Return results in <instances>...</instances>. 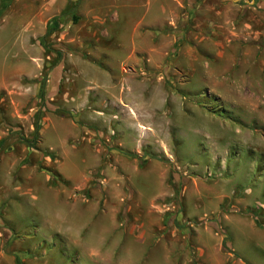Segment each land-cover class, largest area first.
Wrapping results in <instances>:
<instances>
[{
  "label": "rangeland",
  "instance_id": "374dc122",
  "mask_svg": "<svg viewBox=\"0 0 264 264\" xmlns=\"http://www.w3.org/2000/svg\"><path fill=\"white\" fill-rule=\"evenodd\" d=\"M73 1L0 0V215L5 207L30 264H264V0H180L160 35L142 29L146 51L125 64L127 23L103 60L101 24L84 18L82 0L80 20L44 47ZM47 170L60 196L44 186L25 195L22 184ZM69 199L113 207L155 239L123 236L110 262L89 258V246L60 250L45 220L70 212Z\"/></svg>",
  "mask_w": 264,
  "mask_h": 264
},
{
  "label": "crops",
  "instance_id": "0c3cea01",
  "mask_svg": "<svg viewBox=\"0 0 264 264\" xmlns=\"http://www.w3.org/2000/svg\"><path fill=\"white\" fill-rule=\"evenodd\" d=\"M73 2H79V0ZM261 3L263 2L261 1ZM178 4H181L180 0H94L93 2L85 4L82 0L81 11L84 13V18L91 20V23L97 24L98 22L101 24L93 33V38H95L93 45L105 55L102 58L103 60L112 57L113 50L110 49V47L116 46L120 48L122 45L118 32V21L122 18L125 23H127L128 29L130 30L131 49L127 53V59L124 61L125 64L133 60L132 54L135 55V53L146 51L141 48V44L138 42L142 37V29H149L147 34L152 38L160 35L162 33L161 28L166 27L169 21L172 20V14L177 12ZM197 5L198 7L200 6V4ZM115 8H119L120 13H116L113 16L109 15V11H113ZM135 16L138 17L134 18ZM101 39L103 41H101ZM150 50L152 49H149L147 52ZM101 62L102 61L99 63L102 69L109 71L110 66L105 62ZM38 174L45 176L44 182L40 183L38 181ZM38 174L32 176V181H25L22 184L27 186L26 192L24 188H19V190H23L26 195L32 194L36 187L44 186L49 190L57 191L56 193L59 197V193L61 194L64 189L61 190L57 187L50 186L48 184L50 179L48 173ZM69 202L74 205V208H71L70 212L62 215L55 214V216L52 215V219L49 217V219L45 220L46 223L49 221L52 227L56 225L57 235H62V243H64L66 247H62L60 250L66 249L67 251H71L78 247L89 246L87 248L89 258L97 255L104 261L110 262L111 259L123 254L125 241L123 240V236L138 234V238L143 241H153L155 239L154 232L152 231L153 229L150 230L148 226L143 225V227L139 229V226L135 225V223L124 224L123 221H120L117 209L113 207L103 208L100 202L95 201L94 204H90V200L73 201L69 199ZM80 202L83 206L79 205V207L76 208V205ZM4 214H6L5 207L3 209V214L0 215V223L2 224V228L0 229V264H30L29 246L26 245V242H24L21 237L15 236L19 234L20 231L16 228L14 230V226L10 224V221L5 218L6 216ZM95 222L99 223V225H97V231L92 233L90 227ZM89 229L91 233L86 238ZM118 232H120L121 238H115L113 236ZM42 242L39 244V247L42 249H44L43 247L47 246V244L51 243L46 239H43ZM58 247L59 246L54 247V250H58V253L55 252V255L65 256V253L56 249ZM42 253L45 254V250H43ZM128 253L127 260L129 263H132L133 258L131 250ZM43 261L45 264L53 263L51 257L48 259L44 258ZM61 264L64 263L62 262Z\"/></svg>",
  "mask_w": 264,
  "mask_h": 264
},
{
  "label": "trees",
  "instance_id": "16d2710c",
  "mask_svg": "<svg viewBox=\"0 0 264 264\" xmlns=\"http://www.w3.org/2000/svg\"><path fill=\"white\" fill-rule=\"evenodd\" d=\"M79 8V4L78 3H74V2H70L65 8L64 10L57 16H55L54 18H52V20L50 21L49 25H48V31L45 37L42 38L41 42L44 45L45 48H47L46 44L44 42H46L47 38L54 34L55 32H57L65 23L66 21L70 18V20L73 23H77L80 20L79 15L77 14ZM40 98L43 101L45 98V90L44 87L41 88L40 91ZM41 119H42V114L39 112L36 115V129H35V135L39 134V131L41 129ZM49 176H50V185L53 187H56L58 185V183L61 181V177L60 175L53 171V170H47Z\"/></svg>",
  "mask_w": 264,
  "mask_h": 264
}]
</instances>
